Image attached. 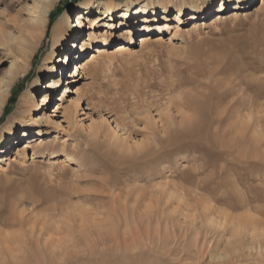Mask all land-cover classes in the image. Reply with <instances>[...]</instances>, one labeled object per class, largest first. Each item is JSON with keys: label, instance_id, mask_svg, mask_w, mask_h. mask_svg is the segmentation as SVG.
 Listing matches in <instances>:
<instances>
[{"label": "rangeland", "instance_id": "1", "mask_svg": "<svg viewBox=\"0 0 264 264\" xmlns=\"http://www.w3.org/2000/svg\"><path fill=\"white\" fill-rule=\"evenodd\" d=\"M52 1L46 36L29 58L27 71L16 80L0 116V136L27 111L26 90L35 83L41 86L45 77L40 68L53 48L52 30L59 18L68 14L75 20L88 0ZM114 1L135 7L148 0ZM169 1L183 0H155L158 6ZM32 4V0H0V18L4 13L27 17L26 7ZM217 5L214 0L213 6ZM249 8L246 16L225 21H217L211 13L199 29L191 23L164 29L162 42L149 46L137 44L139 25L131 26L136 36L133 53L99 58L92 64L93 73L87 69L75 84L85 89V95L77 111L70 108L65 113L67 122L51 111L52 102L61 95L56 89L48 110L41 111L51 117L49 123H41L47 133L44 146L34 151L33 158L30 150L24 163L11 161L6 171H0V249L6 252V238L13 247L27 238L29 255L39 259L36 240L41 246L45 239L57 237L62 243L60 262L64 261L58 264H213L209 255L198 259L184 250L191 247L192 234L198 229L199 241L206 239L214 246L220 238L232 239L235 227L212 223L202 206H211L212 214L251 212L264 220V3L252 0ZM170 16L175 21L174 11ZM117 24L115 33L121 29L120 21ZM10 29L18 28L12 23ZM89 32L83 27L82 37ZM98 37L104 35H92L94 40ZM108 37L110 47L120 41L130 43L125 32ZM80 45L71 44L73 49ZM6 55L0 48V78L13 57ZM64 55L63 69L55 67L59 74L65 69L70 73L75 56ZM73 99L76 93L70 94ZM34 127L32 132L37 130ZM18 128L11 142L22 138ZM136 229L144 238L150 229L155 232L156 253L124 248L128 232ZM6 256L0 254V264Z\"/></svg>", "mask_w": 264, "mask_h": 264}, {"label": "bare ground", "instance_id": "2", "mask_svg": "<svg viewBox=\"0 0 264 264\" xmlns=\"http://www.w3.org/2000/svg\"><path fill=\"white\" fill-rule=\"evenodd\" d=\"M32 1L33 4L26 7L27 17L20 18L17 15L13 16L9 13H4L5 18L4 17L0 18V48L7 51L6 56L8 57H11L10 55L13 56L9 65L4 70L2 77L0 78V116L3 114L4 108L6 107V103L11 95V91L16 80L18 79L20 74L27 71L29 66V58H31L32 55L38 50L39 46L41 45L42 38L46 36L47 33L50 14L54 6L53 1L52 0H32ZM205 1H206L205 3L200 0H183L182 2H177V3H172L171 1H169L163 3L160 2L159 4L161 5L158 6L156 5L155 0H148V1L138 2L135 7H131V5L128 3L119 4L114 0H108V1L88 0L84 3L85 6L81 10H79V12H77L75 20L71 21L70 16L68 14H65L62 17H60L59 21L56 23V26L52 30L53 48L47 54L43 62V65L40 68V75L42 77H45L41 82V86H38L35 83V85L32 88H28L26 90V94L23 97V106L27 107V111H25V113H23L19 118L20 122L18 121L16 123H13L7 129V132H5L0 136V171H6L7 165L11 164V161L24 163L26 156L30 154L29 153L30 150L32 151L30 158H33L35 152L39 150V148H42L44 146L45 144L44 137L47 135V133L41 129V123L42 122L49 123L51 117H49L48 115H46L45 117L44 116L45 114L42 115L41 111L47 109V105L51 102L50 95L54 93L56 89H59L60 91L59 94L61 95L57 96L55 101L52 102L54 104L53 106L54 108L51 111L57 112L54 114L55 116L64 117L61 119V122H67L65 113L70 108H74L73 110L77 111L81 102L80 100L82 96L85 95L84 92L85 89L75 88V84L83 79L84 74L87 73V69L89 68L90 71L93 73L95 69H92V64L97 60H99V58L112 59L116 57V55L118 56L119 53H124L125 51L126 52L128 51L129 53H133L132 47L134 46V44H132V42L134 41L136 36L132 31L131 26L139 25V29H138L139 32L137 33H141V34H139L137 37L139 40L137 44H141V46H149L154 43L156 44L162 42L161 35L164 29L165 30L175 29V28L179 29L181 25H184L186 23L189 24L191 23V25H194L196 29H199L201 25L203 24L206 25L208 23L206 19L210 17L211 13H213V16L217 18V21L231 20V19H236L240 16H246L250 12L249 5L252 2V0H218L219 6L217 5V7H214L213 6L214 0H205ZM262 3H264V0H262ZM170 11L175 12V21L174 20L171 21L172 18L170 16ZM118 21H120L121 24V29L118 31V33L120 32H125L126 34L128 33L130 36L129 39L130 43H125L123 41H120L110 47L112 41L109 40L108 35H118V33L114 32L115 27H117L118 25L117 24ZM12 23L15 25L16 29L18 28L17 30L15 29L17 32L10 29ZM174 23L176 25L172 26ZM83 27L87 28V30L90 31L85 38L84 35L82 37ZM94 34L95 35L97 34L99 36L104 35V37L103 38L98 37L94 40L92 39V35ZM170 36L171 38L169 39L172 40L174 34ZM69 38H72V41L69 40ZM81 38H83V40H81ZM91 40H94L96 44H92L93 42H91ZM75 42L81 43V45L78 46L76 49H73L72 47L75 46ZM71 44H73V46H71ZM90 47H92L94 50L90 51V53L84 56V54L87 53ZM78 50L80 51L78 52ZM66 52L75 55L74 57H72L71 70H69L70 73H67L65 69L63 73L61 71L59 74L58 73L59 71L58 72L55 71V67L58 66V68L63 69L64 67L63 58L65 57L64 53ZM72 93L77 94V99L70 100V94ZM68 101H70V104L66 106V103ZM16 125L17 126L19 125L18 129L23 131V136L21 139L17 138L14 139V142H11L12 138H14L15 136ZM32 125H35L34 128H37L36 132L31 131L33 129ZM87 127L90 129L92 126H87ZM11 146H13L11 150L13 149L15 151V154L12 156L9 154ZM164 189L166 188L164 187ZM169 194L167 196H169ZM167 199L168 201L170 200L169 198ZM167 199L165 200L168 203ZM165 200L163 199V201ZM202 207L205 210L204 211L205 215L208 218L209 217L211 218L210 221L212 223L220 225L221 227H224L226 224L233 225L235 227V231L232 232L233 238L229 239L224 236L226 240L220 238L214 246H211L210 243L208 244V242H206L205 238H204L205 240L203 239L204 241H202V243L199 241L200 233L198 229L197 231L195 229V232L192 234L194 239L191 247H188L184 250L189 251L191 255L197 256L198 259H203L209 255L211 256V259H215V262L213 264H246L247 261L248 264H264V220L256 218L254 215L251 214V212H246L244 214L235 216L227 211H222V212L217 211L218 213L216 214L215 213L216 211L214 210L215 212L213 213L214 214L213 216V214L210 213L209 210V207L211 208V206L204 205ZM134 208L132 207L131 210H134ZM190 214H193V212ZM134 217L131 218L134 219ZM184 217L186 216H183V218ZM142 218L143 217H141V220ZM138 219H140V217ZM200 219H202V217ZM150 220L149 222H151ZM139 221L137 220V222ZM147 222L148 221H146L145 223ZM189 223L190 222H188V225H190ZM215 224L213 226H216ZM173 226L174 225H172L171 227ZM113 227L115 229V225ZM166 227L168 228V226ZM202 227L200 225L199 228ZM114 231L115 230H113V232ZM216 231H218V229ZM159 232L158 234L160 236ZM168 232H169V228H168ZM182 234L184 237L187 238L188 235L187 232L183 231ZM114 235L115 234H113V236ZM127 235L128 237L130 236L129 237L130 239H128L127 237L122 242L125 249H128L129 251H134L138 248H149V250L152 251L153 254L156 253L155 247L152 246V244H155L154 242L155 232L151 231V229L147 231V233L145 234L146 235L145 238L143 236L141 237L140 231L137 229L128 232ZM115 237L116 236H114L113 241L116 243V246H120L121 243H119L117 238ZM174 237H176L175 234ZM174 237L172 238L175 240ZM9 241L10 239L6 238L5 240V243L7 244V247L5 248L6 252L3 249H0L1 255L4 253L8 254V256H6L2 261V264H47V263L58 264L64 262V261L60 262V260H62V257L61 254L59 253V249L62 247V243L60 239L57 237L45 239L44 243L41 246H40V239L38 238L36 240V243L39 245L38 246V251H39L38 256H40L39 259L36 258L37 256H35V254L33 255L34 258H32L28 253L29 248H31V240L27 238H23L22 240H20V246L18 247L11 246ZM103 241L105 243L110 242V241L106 242L104 239ZM224 243L227 245H224ZM103 245L105 244L103 243ZM223 245L225 247L222 250L219 249L220 246ZM70 246L67 245L66 248ZM170 250L171 249H168V251ZM68 251H66L65 255L66 257L69 258L70 254ZM191 255L188 254L187 255L188 257H186V259L189 258ZM144 260H146V258ZM32 261H34L35 263H33ZM208 261H210V259ZM202 264H204V262Z\"/></svg>", "mask_w": 264, "mask_h": 264}]
</instances>
